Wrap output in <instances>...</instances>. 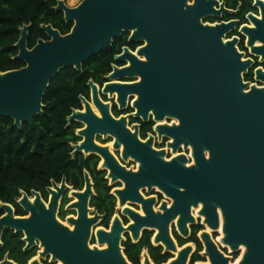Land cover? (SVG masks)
I'll use <instances>...</instances> for the list:
<instances>
[{"label":"water","instance_id":"water-1","mask_svg":"<svg viewBox=\"0 0 264 264\" xmlns=\"http://www.w3.org/2000/svg\"><path fill=\"white\" fill-rule=\"evenodd\" d=\"M194 1L189 5V0H84L75 8L59 1L55 9L64 13L66 23L74 24L71 32L62 35L51 25H42L49 40L40 39L30 49L31 25L20 29V38L15 44L18 54L14 59L25 62V66L0 72V118L12 119L19 128L24 123H32L43 113V97L60 71L74 68L82 73L84 63L90 58L109 50L124 32L134 30L132 39L147 41V46L138 51L139 56L146 57V62L125 49L115 61L129 60L130 66L113 67L107 77L110 83L105 85L103 93L110 97L116 93L121 109L126 108L128 98L136 94L135 116L148 122L151 112L156 121H166L157 126L158 134L173 139L169 146L174 151L181 144L185 150L190 146L195 165L186 167V155L166 162L164 151L147 148L150 155L132 151V147L146 144L141 143L137 132L132 134L127 129L126 118L115 120L111 116L109 104L101 101L93 81L88 85L92 89L93 105L101 117L84 101L85 113L74 112L69 118L70 123L87 124L86 130L81 132L86 137L85 142L78 150L96 151L114 161L107 147L95 145L93 141L96 133L111 135L116 138L115 148L124 145L125 158L131 153L142 163L140 186L156 185L174 200L172 208L166 209L165 224L149 223L160 228L158 241L162 240L168 249H176L168 236L169 220L180 214L179 229L188 236L187 223L195 222L191 206L198 207L201 203L200 214L213 230L219 228L220 210L225 235L223 244L230 246L231 252L237 253L245 246L239 264H264V89L249 87V83L244 82L243 73L252 62L242 60L243 54L236 47L237 39H223L237 22L203 25L202 17L209 13L217 17L226 10L223 5L220 11L212 9L213 5H218L216 0ZM256 6L261 9L262 19L254 15H249V19L257 28L243 27L242 31L249 36L252 51L264 57V0H257ZM256 41L263 46L255 47ZM257 75L264 81L262 71H257ZM136 76L141 78L140 82L122 83ZM171 119L179 124L169 125L167 120ZM110 167L115 179L113 169L119 166ZM64 188L65 184L57 189L62 192ZM91 194L87 177V190L76 194L80 203L75 206L80 207V217L69 220L76 225L73 233L56 219L57 194L46 210L38 194L32 203L23 193L19 204L32 213L29 218L16 217L11 204L1 203L6 214L0 217V248L3 233L8 229L25 234V251L36 245V239L40 240L44 248L41 258L51 254L54 262L130 264L120 245L123 227L118 220L111 233L98 232L100 244L107 243V249L89 248L90 229L97 221L87 216L86 203ZM117 194L121 204L134 195L136 200L139 198L135 193L128 194V189ZM140 227L130 228L134 239L138 238ZM202 238L211 264H230L231 259L218 250L208 234H203ZM190 250V247L184 249L170 264H186ZM0 264L17 263L5 257ZM29 264L41 263L34 259ZM146 264L152 263L147 260Z\"/></svg>","mask_w":264,"mask_h":264},{"label":"flooded vegetation","instance_id":"flooded-vegetation-1","mask_svg":"<svg viewBox=\"0 0 264 264\" xmlns=\"http://www.w3.org/2000/svg\"><path fill=\"white\" fill-rule=\"evenodd\" d=\"M62 1L66 3L67 0ZM216 1L218 5H213L212 9L220 11L221 6L223 5L226 11L222 12V14L217 17L214 16L213 13H209L208 15L202 17V24L215 26L216 24L237 22L234 26V30H230L228 33H226L223 39L224 41L237 39L238 42L236 47L239 53L243 54L242 60H250L252 62L250 67L247 68L246 73H243L244 82L249 83V87L256 86L258 88L264 89V81L261 78H258L257 75V71H262L264 73V57L262 54H257L252 51V47L248 44L249 36L242 31L243 27H248L250 29L257 28L255 24L249 19V15H254V17L259 20L262 19L261 9L259 6H256L257 0H237L235 7L233 6L234 0ZM188 3L189 5H193L195 1L189 0ZM247 3H250V9H247ZM70 24H72L73 28L74 24ZM133 36L134 30H130L129 32H124L119 38L113 41L112 47L113 45L122 46L121 52L114 55V62L111 64V71L108 74L103 75L101 81H96L93 78L88 80L86 84L88 87V92L80 94L78 97L80 106L72 108L70 115H68L66 118V129H71L72 140L68 143L70 148L68 161L70 163L68 164L65 173L59 180L51 178L50 184L42 190L31 189L29 193L21 191V196L16 200L17 206L11 204L14 208L15 216L20 218H29L32 215L31 212L26 211L25 208L19 204V200L22 198L23 193L27 194L29 200L32 203L37 198L36 194H38L46 210H49V206L57 194L58 205L55 212L56 219L64 227L68 228L70 232H75L76 225L72 224L69 220H78L80 217V207L78 205L75 206L76 204L80 203V200L76 194H82L87 190V177H89L92 194L89 196L88 202L86 203L88 208L87 216L88 219L97 218V221L92 224L90 229V235L88 239V245L90 249L98 248L103 250L108 248L107 243L100 244L98 232L102 230L106 233H111L112 228L118 220L123 227L120 245L122 247L124 256L127 258L130 264H135L131 261L130 256H137L138 264H146L147 260H149L152 264H157L156 261L159 257H162L161 264H170L171 262L176 261L179 254L188 247H190L191 250L186 264H209L211 261L207 255V246L202 238L203 234L205 233L210 236L211 241L216 245L218 250L226 258L231 259L230 264H236L237 260L240 258L237 254L240 252V250L237 253L230 252L227 247L223 246L218 241L219 237L221 236L220 230L223 225L222 215L219 209V228L213 230L206 223L205 217L200 214L203 209L202 204L199 203L198 207L191 206V216L194 218L195 222L187 223V227L189 229L188 236H184L181 233L179 229L181 215L176 214V216L171 218L167 224L168 236L173 241L176 249H168L167 245L162 240L158 241V237L161 233L160 228L157 226H151L150 224H165L167 217L166 209L169 210L172 208L174 200L156 185L151 186V188L147 185L140 186L139 181L142 171V163L132 156L131 153L127 156V158H125L123 155L124 145L122 144L120 147L115 148L114 145L116 143V138L111 135L104 136L102 134L96 133L93 141L95 145L107 147L110 154L114 158V161H111L108 158L106 159V157L96 151L91 150L86 152L85 149L78 150L77 148L85 142L86 137L84 134L82 135L81 132L86 130L87 124L80 121H73L70 123L69 118L74 112L85 113L86 109L84 101H87L91 104L92 110L96 116L101 117L99 110L93 105L92 89L88 85L90 81H93L98 87V94L101 101L105 105L109 104V112L111 116L115 120H119L123 117L126 118L127 129L130 130L132 134L137 132L141 143L146 144V146L143 147H132V151L148 153L149 155L150 153L147 148H150L155 152L164 151L165 154L163 157L166 162H172L180 155H186L188 159L186 167L190 168L195 165L190 146L185 150L184 144H181L178 149L174 151L173 147L169 146L171 143H173V139L164 135L160 136L158 134L156 128L158 125L164 124L163 121H156L151 112L149 113L148 122H145L142 117L137 118L135 116L137 109L133 107V103L138 98L136 94L130 96L128 98L126 108L121 109L119 103L117 102L116 93L113 97H110L109 94L103 93L105 85L110 83L107 77L113 72V67L117 66L124 68L130 66L129 60L124 63H117L115 61L117 56H122L124 54L125 49H128L132 55L137 56L141 62H146V57L139 56L138 51L147 46V41L145 39H132ZM47 38L48 39L43 40H49L48 36ZM254 46L262 47L263 43L256 41ZM140 81L141 78L136 76L134 79L127 80V82L122 83H138ZM247 91L249 90H246V92ZM45 107L46 105L44 104L43 112ZM167 123L169 125L179 124V122L175 119L167 120ZM136 126L138 128L137 130L135 128ZM150 140L151 144L147 145ZM206 157L209 158L208 152H206ZM115 165H118L119 168L113 169V174L115 176L114 179V177L111 176L112 168L110 166ZM120 168L131 173V175L123 173ZM126 180L128 181L126 182ZM63 184H65V188L62 190V192H59L57 188H61ZM127 189L128 194L131 195V192L135 193L139 195L140 199L137 198L136 200V195H134L131 198H127L124 204H121V199L117 192L127 191ZM126 209L130 210V212H125ZM131 212L144 220L138 219L135 215L130 214ZM5 214L6 212L3 210V214L0 217L4 216ZM38 214H40V212H38ZM137 225H141V227L139 228L138 238L134 239L132 233L133 231L130 228ZM18 234L22 235L21 240L24 243V250L26 247V242L24 241L26 236L23 232H18ZM35 242L36 245H34L32 249L28 250L33 251L34 256L28 260L27 264H29L34 259H39L41 264H62L61 261H52L51 254L45 258H41L40 254L44 251V248L41 247L40 240L36 239ZM138 247H140V250L139 252H136ZM5 257H8L9 259V254H7Z\"/></svg>","mask_w":264,"mask_h":264},{"label":"trees","instance_id":"trees-1","mask_svg":"<svg viewBox=\"0 0 264 264\" xmlns=\"http://www.w3.org/2000/svg\"><path fill=\"white\" fill-rule=\"evenodd\" d=\"M59 0H0V72L18 70L25 62L15 60L18 49L15 44L20 38V29L31 25L28 47L33 48L39 39H48L42 25H52L62 35H67L72 24H67L63 13L56 11ZM234 0L233 6H236ZM247 3V9H250ZM122 45H113L90 58L83 65V73L67 68L52 80L43 103L44 112L32 123L22 128L9 118H0V204L17 206L21 191L42 190L50 179L59 180L70 163L68 143L72 140L71 129H66V118L72 108L80 106V94L88 92L87 82L93 78L101 81L111 71L114 55L121 52ZM71 167V166H70ZM72 168V167H71ZM3 210L0 207V216ZM22 235L6 230L3 247L0 248V262L9 254V259L18 264H27L34 256L33 251H24ZM138 247L136 252H139ZM138 264L137 256H130ZM162 263V257L157 258Z\"/></svg>","mask_w":264,"mask_h":264},{"label":"bare ground","instance_id":"bare-ground-1","mask_svg":"<svg viewBox=\"0 0 264 264\" xmlns=\"http://www.w3.org/2000/svg\"><path fill=\"white\" fill-rule=\"evenodd\" d=\"M220 234H221V236L218 239L219 243H221L223 246L227 247L230 250V252H231L232 249L230 248V246L223 244V239H224L225 235H224V232H223L222 228L220 230ZM240 251H242V254L240 255V258L237 260L236 264H239L242 261L243 255H244V253L246 251L245 246H241L240 247ZM209 264H211V263L209 262Z\"/></svg>","mask_w":264,"mask_h":264},{"label":"rangeland","instance_id":"rangeland-1","mask_svg":"<svg viewBox=\"0 0 264 264\" xmlns=\"http://www.w3.org/2000/svg\"><path fill=\"white\" fill-rule=\"evenodd\" d=\"M83 0H67L66 3L68 6L70 7H76L78 6ZM166 123V122H164ZM238 256L240 257V255L242 254V251H240L239 253H237Z\"/></svg>","mask_w":264,"mask_h":264}]
</instances>
